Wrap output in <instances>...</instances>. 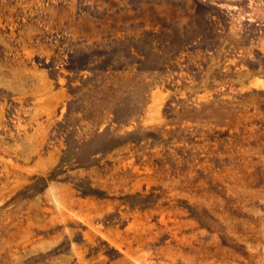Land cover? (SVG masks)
<instances>
[{"label": "rangeland", "instance_id": "obj_1", "mask_svg": "<svg viewBox=\"0 0 264 264\" xmlns=\"http://www.w3.org/2000/svg\"><path fill=\"white\" fill-rule=\"evenodd\" d=\"M0 264H264V0H0Z\"/></svg>", "mask_w": 264, "mask_h": 264}]
</instances>
